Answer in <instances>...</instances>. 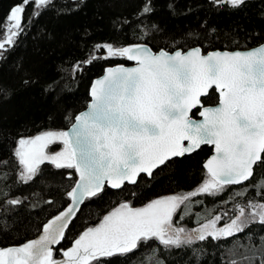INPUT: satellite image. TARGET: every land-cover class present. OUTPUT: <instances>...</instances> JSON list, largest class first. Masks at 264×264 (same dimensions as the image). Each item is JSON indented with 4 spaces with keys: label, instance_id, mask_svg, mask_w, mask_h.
<instances>
[{
    "label": "snow or ice",
    "instance_id": "snow-or-ice-1",
    "mask_svg": "<svg viewBox=\"0 0 264 264\" xmlns=\"http://www.w3.org/2000/svg\"><path fill=\"white\" fill-rule=\"evenodd\" d=\"M211 2L236 9L247 0ZM52 3L19 0L11 7L0 24V59L24 32L27 6L31 4L33 15L38 16ZM153 10L151 0H145L139 14L148 16ZM101 50L106 54L99 55ZM89 56L73 71H79L84 63L110 58H124L136 66L107 67L91 85L88 110L70 117L75 122L68 130L43 131L17 141L15 183L30 185L41 178L42 166L51 165L65 170L72 185L63 192L66 206L43 223L42 234L18 247L0 248V264H112V258L127 257L152 241L166 249H180L209 238L236 237L252 224L264 227V44L250 51L207 54L201 47L153 51L147 43L106 44L95 46ZM31 82L30 77L24 81ZM212 90L218 93V104L206 106L213 99ZM0 93L8 94L3 88ZM194 111L202 119L193 118ZM202 145L214 146V155L203 164L207 178L195 190L158 197L142 207L125 200L61 249V259L54 258L52 246L67 239L66 230L86 201L106 188L135 186L142 174L152 178L156 170L197 152ZM8 164V160H0V167ZM254 177V184L229 194L246 200L234 204L233 215L225 211L205 222L197 215V228L178 226L174 218L183 221L192 214L181 207L192 198L223 195L228 187L245 185ZM8 179V173L0 174V182ZM5 186L9 190H0V196L9 197L11 186ZM249 189L255 192L252 198ZM27 199L21 195L5 198L0 208L20 206ZM260 243L264 244V236ZM192 258L199 260V250H192Z\"/></svg>",
    "mask_w": 264,
    "mask_h": 264
},
{
    "label": "trees",
    "instance_id": "trees-1",
    "mask_svg": "<svg viewBox=\"0 0 264 264\" xmlns=\"http://www.w3.org/2000/svg\"><path fill=\"white\" fill-rule=\"evenodd\" d=\"M17 3L19 0H0V24ZM144 3L145 0H53L38 16L33 15L31 4L27 6L24 32L0 59V88L8 93H0V160L9 161L8 166L0 167V174L9 176L6 182H0V190L8 191L5 185L11 186V196H0V201L15 195L28 199L20 206L0 208V248L33 237L43 222L66 206L63 192L72 181L65 178V170L45 165L41 178L30 185H20L15 183L13 152L22 136L44 129L64 130L72 121L70 117L89 100L91 79L107 65L126 62L124 58L98 59L74 72L76 64L90 58L95 46L147 43L153 50L171 51L198 45L206 51L247 48L264 41V0H247L236 9L217 7L211 0H151L153 12L141 16ZM105 54L104 50L99 53ZM29 77L32 82L25 84ZM49 86L51 90L47 91ZM211 94L210 104L217 100L214 90ZM209 152L210 148L202 145L197 152L175 158L156 170L152 178L142 175L135 186L126 185L123 190L106 188L81 206L66 230L67 239L61 242V248L69 247L83 229L121 201L131 200L133 206H138L163 194L191 190L206 176L202 162ZM256 179L230 186L214 198L200 196L198 200L203 203L198 204L216 209L224 205L233 215L230 210L234 204H244L246 200L229 194L254 184ZM133 192L136 195H131ZM254 196V190L249 189V198ZM48 199L53 204L45 203ZM224 200L231 203H221ZM191 217L186 216L184 221L189 223ZM261 236L264 227L252 224L236 237L218 241L209 238L180 249H166L152 241L127 257L112 258V264H230L233 260L237 264H261ZM193 249L199 250L198 261H193Z\"/></svg>",
    "mask_w": 264,
    "mask_h": 264
},
{
    "label": "rangeland",
    "instance_id": "rangeland-1",
    "mask_svg": "<svg viewBox=\"0 0 264 264\" xmlns=\"http://www.w3.org/2000/svg\"><path fill=\"white\" fill-rule=\"evenodd\" d=\"M49 130H63V129H44V130H41V131H38V132H36V133H33V134H31V135H26V136H22V137H31V136H35V135H37V134H39V133H41V132H43V131H49ZM21 138V137H20ZM19 138V139H20ZM18 139V140H19ZM17 140V141H18ZM17 147V142H16V145H15V148ZM205 178H207V176H205L204 178H203V180L205 179ZM203 180L197 185V186H195L194 188H192L191 190H187V191H183V192H173V193H167V194H163V195H160V196H157V197H155V198H153V199H156V198H158V197H162V196H167V195H173V194H185V193H187V192H189V191H193V190H195L200 184H202L203 183ZM198 197H200V196H198ZM198 197H194V198H192V200L190 201V202H186V206H181L182 207V210H190L191 211V219H190V221L193 223V225L192 226H190V224H188V223H186L184 220L183 221H179L178 220V216H177V218H174L175 220H176V222H177V224H178V226H182V227H185L187 230H191V229H193V228H197L198 226H199V224L197 223V215H199V216H201V217H203L204 219H202L201 220V222H205L206 221V219H210L212 216H214V215H216V214H222L223 212H225L226 211V209L225 208H222V210H220V209H216V208H212V207H207V206H204L203 204H198L197 202L199 201L198 200ZM152 200V199H151ZM151 200H149L148 202H150ZM195 200H198V201H195ZM121 202H123V201H121ZM121 202H119V203H121ZM148 202H146V203H148ZM119 203L118 204H116L115 206H113L112 208H110L107 212H105L103 215H102V217L95 223V224H93V225H90V226H95L96 224H98L99 222H100V220H102V218H103V216L104 215H106L109 211H111L114 207H116V206H118L119 205ZM145 203V204H146ZM144 204H142V205H138V206H134V207H142ZM178 215H179V212H178ZM226 219L227 218H225V221H221V223L220 224H218V227L219 226H222V224L224 223V222H226ZM90 226H88V227H90ZM86 229V228H85ZM85 229H83L80 233H82ZM79 233V234H80ZM78 234V235H79ZM78 237V236H77ZM55 258V257H54ZM149 261V260H148Z\"/></svg>",
    "mask_w": 264,
    "mask_h": 264
},
{
    "label": "water",
    "instance_id": "water-1",
    "mask_svg": "<svg viewBox=\"0 0 264 264\" xmlns=\"http://www.w3.org/2000/svg\"><path fill=\"white\" fill-rule=\"evenodd\" d=\"M141 44H143V43H141ZM262 44H264V41L260 42L259 44H256V45H253V46L247 47V48H235V49H210V50H206V51H203V50H202V52H203V54H207V52H211V51H230V52H231V51H250V50H252V49H254V48H256V47H259V46L262 45ZM148 46H149V45H148ZM149 47H150V46H149ZM193 47H200V46L196 45V46H191V47H188V48H185V49H182V48H176V49H173V50H184V51H187V50H190V49L193 48ZM150 48H151V47H150ZM159 49H164V48H159ZM159 49H158V50H159ZM152 50H153V49H152ZM164 50H166V49H164ZM173 50H171V51H173ZM153 51H157V50H153ZM168 51H169V50H168ZM120 64H123L125 67H135V66H136L134 62H130V61H127V60H126V62L115 63V64H112V65H107V66H105V67L103 68L102 72H101L99 75H97V76H95V77H93V78L91 79L90 84H89V89H88L89 93H90V88H91L92 83H93L96 79L101 78V77L105 74V69H106L107 67H115V66H118V65H120ZM214 91H215V90H214ZM215 93L217 94V100H216V102H215V103H212V104H208V105H206V106H216V104H218V93H217L216 91H215ZM90 99H91V98H90V95H89V100L87 101L86 105H85L81 110H79L75 115L79 114L80 112H83V111H87V110H88L87 106H88V104L90 103ZM191 115H192L193 118H195V119H202L201 117L198 116L197 112H195V111H194ZM74 122H75L74 119H72L71 123L65 128V130H68V129L71 127L72 123H74ZM207 146L211 148V151H210V153L205 157V159L203 160V162H202V166H203V164L207 161V159H209L212 155H214V146H212V145H207ZM204 170H205V169H204ZM205 171H206V170H205ZM142 175H143V174H142ZM61 210H63V208H62ZM56 214H58V212L55 213L54 215H56ZM54 215H53V216H54ZM53 216H51L50 218H48V219H47L45 222H43V223H46V222H47L49 219H51ZM42 225H43V224H42ZM42 225H41L39 231H38L33 237H31V238H29L28 240H25V241H23V242H20V243L7 245V246H5L4 248H7V247H18V246L22 245L23 243H26V242L29 241V240L37 239V238L42 234ZM56 246H57V245H53L52 247L55 248ZM60 259H61V258H60Z\"/></svg>",
    "mask_w": 264,
    "mask_h": 264
},
{
    "label": "flooded vegetation",
    "instance_id": "flooded-vegetation-1",
    "mask_svg": "<svg viewBox=\"0 0 264 264\" xmlns=\"http://www.w3.org/2000/svg\"><path fill=\"white\" fill-rule=\"evenodd\" d=\"M210 148V147H209ZM210 151H211V148H210ZM210 153V152H209ZM242 199V198H241ZM257 199H259V198H257ZM246 202V201H245ZM220 208H218V209H220V210H222V208H224V205H220L219 206ZM43 224V223H42ZM188 224H190V226H192L193 225V223L190 221ZM39 231V230H38ZM28 240V239H27ZM23 242V241H22ZM7 246V245H6ZM5 247V246H4ZM4 247H2V248H4ZM54 249V257L56 258V259H60V258H62L61 257V253H60V250L61 249H63V248H61V244L60 245H57L55 248H53ZM64 249H66V248H64Z\"/></svg>",
    "mask_w": 264,
    "mask_h": 264
}]
</instances>
